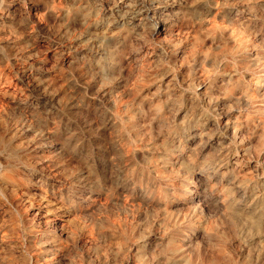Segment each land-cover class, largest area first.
<instances>
[{
  "label": "clouds",
  "instance_id": "clouds-1",
  "mask_svg": "<svg viewBox=\"0 0 264 264\" xmlns=\"http://www.w3.org/2000/svg\"><path fill=\"white\" fill-rule=\"evenodd\" d=\"M215 15L259 23L264 0H0V208L11 216L0 264H238L251 229L264 235V203L233 212L235 193L219 186L209 188L220 196L204 202L208 214L193 210L156 240L127 219L139 207L122 193L147 171L130 145L145 143L151 121L141 135L150 113L121 101L144 46ZM242 264H264V243Z\"/></svg>",
  "mask_w": 264,
  "mask_h": 264
},
{
  "label": "bare ground",
  "instance_id": "bare-ground-1",
  "mask_svg": "<svg viewBox=\"0 0 264 264\" xmlns=\"http://www.w3.org/2000/svg\"><path fill=\"white\" fill-rule=\"evenodd\" d=\"M210 17H206L202 24L189 19L183 27L169 31L172 35L177 30L188 29V35L161 41L174 64L184 53L180 45H192L193 53H196L190 70L193 73L185 81L188 88H176L175 98H172L175 94L170 97L169 91H165L168 94L164 92L158 102H148L145 88L136 87L143 98L138 101L144 111L150 113L148 119L140 120L139 128L143 135L148 131L144 125L151 121V134L135 149L137 153L142 152V156L146 154L154 166L147 169L143 181L136 185L135 191L127 192V197L140 207L141 204L153 206L165 215L186 210L182 220L191 216L193 210L197 215L201 208L205 214L209 213L204 202L214 205L220 196V193L209 191L210 186H219L225 196L235 193L234 197H229L236 201L233 212L252 215L264 203V119L261 115H253L264 113V105L259 103L264 95L263 28L260 29L259 25L257 28V22L249 17L243 18L246 21L243 25L230 23L227 19L215 21V18H221L219 15L213 16L215 22ZM208 41L214 44V48L199 51L198 46H205ZM154 52V47H146L144 54L150 56ZM167 71L157 73L158 80L155 81L160 82V86L177 77L175 72L170 74ZM202 77L206 80L203 78V81ZM168 83L167 90L171 87ZM164 94L166 98H162ZM147 103L151 105L148 107ZM117 114H120L119 110ZM167 172L174 176L173 179L168 176L165 182L163 178ZM192 227L188 226L184 231L190 232ZM250 228L251 225L247 226L245 232ZM251 230L254 234L246 246L263 238V235L255 234L259 229ZM246 246L241 248L240 254L245 253Z\"/></svg>",
  "mask_w": 264,
  "mask_h": 264
},
{
  "label": "rangeland",
  "instance_id": "rangeland-1",
  "mask_svg": "<svg viewBox=\"0 0 264 264\" xmlns=\"http://www.w3.org/2000/svg\"><path fill=\"white\" fill-rule=\"evenodd\" d=\"M230 2L231 4L233 3V4H241V0H225V2L227 3V2ZM252 2H255V0H252ZM212 18V19H211ZM214 18L215 17H210V19L211 20H213L214 21ZM245 18H247V17H245ZM216 20L215 21H218L219 19V21H221V18H215ZM214 21V22H215ZM260 23V24H259ZM259 23H257V28H259V26L261 27L260 29H262V33L264 32V25H261V24H264V20H261ZM259 25V26H258ZM263 26V27H262ZM189 31H188V29H182L181 31H179V30H177V31H175V33H173L172 35L170 34L171 32H168L166 35H161V36H158V38L156 39L155 38V40H157V42H158V45L159 46H157V47H154V50H155V54L154 55H150V56H146L144 53H145V50H146V47H148V46H144V49H143V51H142V53H141V57H142V59H141V64H140V66L136 69V71H135V75H134V77H133V85H134V87H133V89H132V96L131 97H129V96H127V95H125L124 96V99H123V101H121V103H124V102H127V101H129V99L130 98H134V99H136V101H141V99H143L139 94H138V92L136 91V87H140V85L142 86V88L144 87L145 88V90L147 91L146 93H148V102H150L151 100L153 101V102H158V100H160L161 99V96H162V94L165 92V91H169L168 93H170L171 94V92H173L171 95L169 94V96L171 97V96H174V94H175V96L174 97H172V98H175V97H177L176 96V90H178V89H180L181 87H186V88H188V86H187V84L185 83V81L187 80V78L189 79L190 78V76H191V74L193 73V72H191L192 70V66H193V64L195 63V60H194V58H195V53L196 52H194L193 53V51L194 50H192L193 49V47H192V45H190V44H182V45H180V47L181 46H183V48L181 47V49H183V51H184V53L183 54H181L182 55V57L181 56H179L178 57V60L177 61H175V64L172 62V60H170L169 58H168V56L166 55V53H167V51L168 50H166L167 49V47L166 46H164V43L163 42H161V41H163L164 39L165 40H167V39H171V37H174L173 39L175 40L177 37L176 36H178V37H180V38H184L186 35H188L189 33H188ZM264 34V33H263ZM165 37V38H164ZM187 45V46H186ZM179 46V45H178ZM199 48V51L200 50H202V51H204L205 49L207 50V48H214V44H212L210 41H208V43H206L205 44V46H198ZM202 47V48H201ZM204 48V49H203ZM165 51V52H164ZM159 52V53H158ZM193 53V54H192ZM162 54H165V56H166V58H165V56H163ZM192 55V56H191ZM162 56H163V58H162ZM174 61V60H173ZM182 65V66H181ZM192 65V66H191ZM189 66V67H188ZM167 70H169L170 71V74L172 73V74H174V72H175V74H177V77H175L174 79H172L171 80V82H170V80L168 79V80H166V82L164 83V84H162L161 86H160V82H158V81H155V80H158L157 79V73L159 72H166ZM171 70H173V71H171ZM189 70V71H188ZM191 70V71H190ZM168 72V71H167ZM180 74H179V73ZM154 74H156V75H154ZM179 75V76H178ZM185 78V79H184ZM204 77H202V80L203 81H205L204 79H203ZM153 82H152V81ZM182 80V81H181ZM201 80V81H202ZM184 81V82H183ZM143 82H144V84H143ZM169 82V83H168ZM142 83V84H141ZM167 83L171 86L170 88H169V90H167L168 89V87H167ZM138 85V86H137ZM168 85V86H169ZM186 85V86H185ZM217 85H219V84H217ZM20 87H23V85H20ZM138 87V88H139ZM141 88V87H140ZM176 88H178V89H176ZM176 89V90H175ZM135 90V91H134ZM174 90H175V92H174ZM191 90V89H190ZM136 93L138 94V95H136ZM167 92H165V94H168ZM165 94H164V96L162 97V98H166V96H165ZM136 96V97H135ZM139 98H141V99H139ZM138 101V102H139ZM150 103H147V106L149 107L150 105H149ZM2 104H0V107H2L1 106ZM109 106H111V105H109ZM116 115H117V117H119L120 116V114H117V111H116ZM156 129V128H155ZM155 129H153L154 131L153 132H155L156 133V135L158 134L156 131H157V129H156V131H155ZM153 132H152V136H154V137H156L154 134H153ZM141 133H143V131H141L140 132V134ZM142 135V134H141ZM144 135V134H143ZM150 136V135H149ZM149 136H145V137H147V138H149ZM146 139V138H145ZM146 141V140H145ZM138 145H142L141 143H136L134 146H132V145H130V148H132V147H135L136 148V146H138ZM209 153V152H208ZM211 153V152H210ZM210 155V154H209ZM137 158L140 160V162H141V164H144V165H146V168L148 169V168H150V169H153V164H154V162H151L150 161V159H148L149 157L148 156H146V154L144 155L143 154V156H142V152H139L138 153V156H137ZM153 163V164H152ZM147 172V171H146ZM145 172V173H146ZM168 174H166L165 173V178H163V180L166 182L167 181V177L168 176H170L171 177V179H173V174L172 175H169V172H167ZM155 175V174H154ZM152 190V189H151ZM32 195H34V196H38L39 195V193H36V192H34V193H32ZM117 195H121V193L118 191L117 192ZM122 195H123V197H125V198H129V197H127V195H129V194H127V192H124V193H122ZM155 195V194H154ZM130 202L133 204V205H136V206H138L139 207V210L138 211H135V213H134V215H135V219L133 220V217H132V215H129L128 217H127V219H128V221H129V223H143L144 224V226L145 227H151V229L154 231V233H155V236H153L152 237V239L151 240H156L157 239V237H160L161 235H162V233H164L165 231H166V229H168L169 227H171V225L173 224V223H175L176 222V220H178V218L180 219V220H182V218H184V213L186 212V210H182V211H178V210H175L173 213L171 212V213H167L166 215H165V213L164 212H159V210L157 211L156 210V208L154 209V207L153 206H148V205H143V204H141V207H140V205L137 203V202H133V201H131L130 200ZM143 205V206H142ZM31 209H29V212L31 213ZM6 212H7V209L6 208H0V227H3L4 226V224L6 223V222H9L10 220H11V216H10V214H6ZM165 216H164V215ZM172 214V215H171ZM186 214V213H185ZM168 215H170V216H168ZM159 217V218H158ZM162 217V218H161ZM164 217V218H163ZM166 217V218H165ZM163 222V223H160V222ZM121 223H123V220H121L120 221ZM155 223V224H154ZM260 231V230H259ZM262 240V241H261ZM238 243V242H237ZM262 243H264V235H263V238L262 239H259V240H256L255 242H253V243H251V245L250 246H246L245 248H246V251H245V253L243 252V253H239L238 254V256H239V261H238V264H242V262L245 260V259H247V257L249 256V250H251V249H254V248H258L259 246H261V244ZM250 248V249H249ZM249 251V252H248ZM253 254H255V253H253ZM256 255V254H255ZM255 255H252V259L253 260H255Z\"/></svg>",
  "mask_w": 264,
  "mask_h": 264
}]
</instances>
